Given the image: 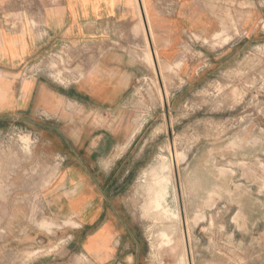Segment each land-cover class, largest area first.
<instances>
[{
  "label": "crops",
  "instance_id": "0c3cea01",
  "mask_svg": "<svg viewBox=\"0 0 264 264\" xmlns=\"http://www.w3.org/2000/svg\"><path fill=\"white\" fill-rule=\"evenodd\" d=\"M144 1L153 47L165 64L181 59L189 37L226 36L228 13H235L229 1L246 13L240 28L244 36L264 33L258 29L264 0ZM139 3L0 0V125L25 122L33 139L27 164L39 172L24 187L22 169L12 172V159L4 156L3 177L11 184L9 203L0 208L7 212L0 230L6 255H0V264H60L61 258L69 261L77 253L86 264H153L151 255L141 254L122 205L109 198L104 169L135 141L136 129L124 116L125 108L133 84L150 67L142 36V19L146 28L147 19H141ZM236 40L225 48L230 51ZM63 49L82 52L85 67L81 75L76 67L63 73L66 85L53 81L48 69L52 54ZM32 63L37 75L27 71ZM117 113L118 118L108 119ZM35 209L43 212L48 227L17 215ZM260 213L259 218L249 217L250 229L264 222L262 202ZM55 243L64 247L62 257L51 251L29 262L26 255H11L17 248ZM255 259L264 264V253Z\"/></svg>",
  "mask_w": 264,
  "mask_h": 264
},
{
  "label": "rangeland",
  "instance_id": "374dc122",
  "mask_svg": "<svg viewBox=\"0 0 264 264\" xmlns=\"http://www.w3.org/2000/svg\"><path fill=\"white\" fill-rule=\"evenodd\" d=\"M227 4L235 13H228L226 36L187 38L181 59L174 65L161 62L155 49L163 75L147 59L150 47L142 27L149 73L133 84L124 114L136 129L135 141L121 159L104 169L109 198L122 205L141 254L151 255L153 264H259L254 258L264 253V222L261 227H249V217L259 218L260 203H264V33L244 36L240 28L246 13L234 2ZM147 19L150 27L148 12ZM151 35L154 43L152 30ZM234 38L236 45L229 51L225 45ZM82 56V52L65 50L51 57V79L66 85L63 73L75 67L81 75L85 70ZM2 124L0 208L6 207L10 198L11 180L3 177L4 156L11 157L12 172L22 169L24 187L39 174L27 164L33 139L25 122ZM162 179L175 183L178 203H184L179 207L188 212L189 224L155 205ZM213 188L217 193L208 198ZM25 199L23 196V203ZM6 215L0 210V230ZM17 215L28 216L32 223L43 222V228L49 226L40 209ZM174 228H178L180 240L171 243L165 236ZM5 250L0 244V255H6ZM51 251L62 257L65 250L55 243L52 247L17 248L11 255H26L27 261L33 262L36 255ZM60 264L86 263L77 253L69 261L61 258Z\"/></svg>",
  "mask_w": 264,
  "mask_h": 264
},
{
  "label": "bare ground",
  "instance_id": "6f19581e",
  "mask_svg": "<svg viewBox=\"0 0 264 264\" xmlns=\"http://www.w3.org/2000/svg\"><path fill=\"white\" fill-rule=\"evenodd\" d=\"M139 13H140V16H141V19L143 18V16H144V18H146L147 19V11H146V9H145V2H144V0H140V3H139ZM146 25H147V28L145 27V23H144V21H143V19H142V27H143V30H144V32H145V35H146V41H147V44L149 45V47H150V51H148V53H147V59L152 63V65L153 66H155L156 67V69L155 70H157V72H158V74L159 75H161L162 73L160 72V70L162 71V69L161 68H159V64H158V58H157V54H156V52H155V49H154V47H153V45H154V43H153V38H152V35H151V30H150V27H149V23H148V19L146 20ZM148 45H147V47H148ZM151 45H152V49H154V50H152L151 49ZM154 67V68H155ZM154 70V71H155ZM163 75V74H162ZM160 77V76H159ZM162 82H163V79H162ZM162 88V87H161ZM163 88H164V86H163ZM179 187V186H178ZM181 187V186H180ZM176 187H175V183H173L172 182V180H170V179H162V180H160L159 182H158V193H157V195H156V198H155V205L160 209V211H163L164 213H167V214H169V216H171L173 219H175V220H178V221H182V220H184V222L187 224H189L190 223V217L188 216V212H183V211H181V207H179V203H178V198H177V193H176ZM180 191H181V189H180ZM213 193H217L216 192V188H213V189H211V190H209L208 191V198H210L211 197V195L213 194ZM181 194H182V192H181ZM213 196V195H212ZM181 197V196H180ZM183 201V200H182ZM210 201V200H209ZM182 205H184V203L182 204ZM182 205H180V206H182ZM159 211V212H160ZM183 212V213H182ZM197 214H198V211L197 212H195V214H194V217H193V220H195V218H196V216H197ZM201 214V213H200ZM199 216V215H198ZM197 216V217H198ZM183 218V219H182ZM199 218V217H198ZM182 219V220H181ZM174 220V221H175ZM197 221H199V220H197V218H196V222ZM183 222V221H182ZM181 222V223H182ZM195 222V221H194ZM179 224H180V222H179ZM183 226H184V224H182L181 225V227L183 228ZM187 226V225H186ZM188 229H189V227H188ZM181 230V229H180ZM183 230V229H182ZM190 230V229H189ZM188 230V231H189ZM184 231V230H183ZM185 232V231H184ZM188 233V232H187ZM184 234V233H183ZM179 235V230H178V228H174L172 231H171V235H169V234H166V238H168V242H171V243H173L174 241H176V240H180V237L178 236ZM186 235V234H185ZM95 236H97V235H95ZM94 236V237H95ZM93 237V238H94ZM96 238V237H95ZM182 239V238H181ZM183 239H184V237H183ZM182 239V240H183ZM92 240V239H91ZM184 240H186V239H184ZM191 241V240H190ZM192 242V241H191ZM189 243V242H188ZM189 245H192V244H189ZM188 245V246H189ZM105 248V247H104ZM188 248V247H187ZM93 249V248H92ZM189 252V251H188ZM188 252H187V254H188ZM186 254V255H187ZM183 255H185V254H183ZM189 256V255H188ZM193 257V256H192ZM191 257V258H192ZM192 261H193V259H192ZM191 261V262H192ZM190 263V262H189ZM194 263V262H193Z\"/></svg>",
  "mask_w": 264,
  "mask_h": 264
},
{
  "label": "built area",
  "instance_id": "2783aa9c",
  "mask_svg": "<svg viewBox=\"0 0 264 264\" xmlns=\"http://www.w3.org/2000/svg\"><path fill=\"white\" fill-rule=\"evenodd\" d=\"M66 50V49H65ZM64 49H63V51H65ZM62 51H60V52H58V53H53L52 54V58H56L57 56H58V54L59 53H61ZM35 64L34 63H32V64H30V65H28L26 68H27V71L28 72H31L33 75H37V73H39V72H37L36 70H35Z\"/></svg>",
  "mask_w": 264,
  "mask_h": 264
}]
</instances>
